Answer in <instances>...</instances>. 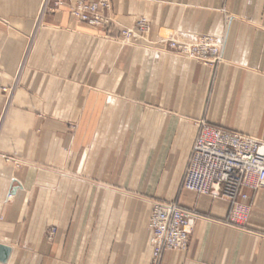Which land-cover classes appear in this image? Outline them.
<instances>
[{"label": "crops", "instance_id": "obj_1", "mask_svg": "<svg viewBox=\"0 0 264 264\" xmlns=\"http://www.w3.org/2000/svg\"><path fill=\"white\" fill-rule=\"evenodd\" d=\"M111 1L107 35L54 0H0V264H152L155 200L199 215L163 264H264V189L240 225L182 188L199 120L264 140V0ZM142 19L155 44L117 42ZM170 33L222 38V61Z\"/></svg>", "mask_w": 264, "mask_h": 264}, {"label": "built area", "instance_id": "obj_2", "mask_svg": "<svg viewBox=\"0 0 264 264\" xmlns=\"http://www.w3.org/2000/svg\"><path fill=\"white\" fill-rule=\"evenodd\" d=\"M54 5H68L71 16L89 26L108 28L116 24L111 0H54ZM138 30L148 32L146 19L138 22ZM138 30L126 28L122 34L129 38ZM164 38L167 48L176 55L203 64L222 61V38L197 33H170ZM182 188L230 202L229 222L246 224L252 207L247 190L264 189V140L199 120ZM198 217L195 211L182 208L176 201L154 203L149 221L154 247L152 264H163L168 251L188 250ZM54 234L53 228L50 235Z\"/></svg>", "mask_w": 264, "mask_h": 264}, {"label": "rangeland", "instance_id": "obj_3", "mask_svg": "<svg viewBox=\"0 0 264 264\" xmlns=\"http://www.w3.org/2000/svg\"><path fill=\"white\" fill-rule=\"evenodd\" d=\"M46 2H47V0H45V4H46ZM51 3V1H49L48 2V4H50ZM48 4H46V5H48ZM65 6V5H64ZM56 8H58V7H56ZM111 9H112V7H111ZM69 13H70V11H69ZM111 14H112V12H111ZM71 15V14H70ZM114 18V17H113ZM77 21V20H76ZM115 22H116V20H115ZM81 23V22H80ZM84 24V23H83ZM85 25H87V26H89L88 24H85ZM118 24L116 23V24H114V25H111L110 27H108V28H100V27H94V26H90V27H93V28H95V29H99V30H103V31H105L106 32V34L108 35V33L109 32H111L112 30H114L115 28H116V26H117ZM127 27H124V28H122V30H121V32H120V35H119V37H118V40H117V42H119L121 45H142V43L141 42H145V43H149V44H155V40H151L150 38H148V33L150 32V25H149V30H148V32L147 33H143L142 31H140V30H138V23H136V25L134 26V27H130V28H137V30L138 31H136V33L133 35V36H131V37H129V38H125L124 36H123V30L124 29H126ZM136 30V29H135ZM108 37V36H107ZM106 36H104V38L105 39H107V40H110V39H108ZM166 39L164 38V37H162V36H160L158 39H157V41L158 42H160L161 44H163V45H167L165 42H163V41H165ZM167 47V46H166ZM175 54V53H174ZM179 56V55H178ZM182 57H185V56H182ZM187 58H189V57H187ZM192 59V58H191ZM157 201H163V200H155L154 202H153V205H154V203L155 202H157ZM153 210V209H152ZM50 232H51V230H50ZM50 232H49V235H50Z\"/></svg>", "mask_w": 264, "mask_h": 264}, {"label": "water", "instance_id": "obj_4", "mask_svg": "<svg viewBox=\"0 0 264 264\" xmlns=\"http://www.w3.org/2000/svg\"><path fill=\"white\" fill-rule=\"evenodd\" d=\"M11 253H12L11 246L0 243V262H3V263L7 262Z\"/></svg>", "mask_w": 264, "mask_h": 264}]
</instances>
